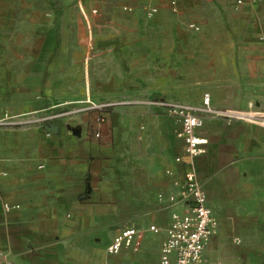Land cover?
Listing matches in <instances>:
<instances>
[{"label": "rangeland", "instance_id": "374dc122", "mask_svg": "<svg viewBox=\"0 0 264 264\" xmlns=\"http://www.w3.org/2000/svg\"><path fill=\"white\" fill-rule=\"evenodd\" d=\"M213 2L231 6L233 0H193V16L188 6L171 13L166 0H0V113L23 114L38 105L52 107L86 96L96 101L123 98L116 101L122 105L117 111L123 112L116 114L114 124L118 136L124 138L135 132L141 120L169 117L154 105L157 102H196L193 99L199 98L202 104L207 97L210 106L251 101L264 108V0L241 11H227L226 5ZM123 6L134 11H125ZM147 6L160 10L147 18ZM231 40L251 51L235 56L229 50ZM257 57L263 60L261 68ZM40 96L42 101L37 100ZM148 150L150 155L136 146L134 154L139 162H154L156 183L158 174L182 148L173 156L165 149L158 155ZM235 161L232 175L217 162L212 166L214 174L222 180L226 171L237 180L243 174L245 157L236 156ZM249 161L254 168L260 167L257 157ZM159 190L151 185L140 193L155 201ZM143 203L145 210L133 214L141 222L131 223L128 217L124 223H155ZM217 219L220 231L205 249L207 261L264 264L259 230L244 238ZM141 242L116 256L136 254ZM133 262L125 257L120 264Z\"/></svg>", "mask_w": 264, "mask_h": 264}, {"label": "crops", "instance_id": "0c3cea01", "mask_svg": "<svg viewBox=\"0 0 264 264\" xmlns=\"http://www.w3.org/2000/svg\"><path fill=\"white\" fill-rule=\"evenodd\" d=\"M261 2L239 8H235L234 0L231 6L219 2L212 5H226L227 11H241ZM166 3L173 13L168 0ZM185 6L190 8L193 16V0H178V11L173 14H178ZM156 8L157 15L160 9ZM190 41L193 44V34ZM229 50L235 56L251 51L233 40ZM257 61L258 68H261L262 58L257 57ZM37 100L42 101V97ZM121 100L123 98L96 101L86 96L61 106L51 107L45 103L26 112L58 111L75 104ZM193 101L196 102H182L200 105L199 98ZM120 107L122 105L119 104L92 109L59 119L50 127L53 130L37 126L0 128V259L16 264H120L127 257L134 260L133 264H159L160 246L171 214L181 213L184 208L182 204L171 205L167 200L169 196L178 195L179 188L174 182L183 179L186 169L184 144L176 136L178 124L165 116L141 120L142 124L138 123L139 129L136 125L134 133L124 138L118 136L114 117L123 112L117 111ZM212 107L264 111L251 101L240 106L212 103ZM48 130L50 136L46 135ZM196 134L206 140L204 153L195 159L197 177L206 192L207 206L218 222V231L206 248L219 234L221 223L217 216L222 226L228 224L244 238L255 236L259 230L261 234L257 238L261 239L258 242L264 243V128L205 116ZM136 146L146 150V155H150L148 149L157 155L160 149H165L170 156L176 155L179 147L182 151L158 174L160 178L154 183L153 178L157 174L154 162L143 159L139 162L134 154ZM236 156L245 157L243 174L237 180L228 175L236 164ZM177 157L183 161L176 162ZM251 157L260 161L259 168L252 166ZM214 162L228 167L226 171L229 173L225 171L222 180L213 172ZM167 171L171 175H167ZM139 182L145 190L151 185L159 187L155 201L140 193ZM158 194H162V200L158 199ZM4 203L18 205L19 208L6 213L2 209ZM142 203L148 210L149 219L155 223H124L129 218L131 223L141 222L133 214L145 210ZM150 226L159 231H149ZM123 227L146 230L137 253L116 256L124 250L131 251L123 249L118 254H109L107 247ZM204 259L207 264H214L205 256Z\"/></svg>", "mask_w": 264, "mask_h": 264}, {"label": "built area", "instance_id": "2783aa9c", "mask_svg": "<svg viewBox=\"0 0 264 264\" xmlns=\"http://www.w3.org/2000/svg\"><path fill=\"white\" fill-rule=\"evenodd\" d=\"M260 0H234L235 8L244 5H253ZM169 8L173 13L178 11V0H168ZM125 11H132L131 7H124ZM156 7L147 8L144 13L147 18H152L157 13ZM190 28L197 30L194 24ZM154 104V103H152ZM119 105V102L108 104L86 103L77 107L65 110L46 111V109L35 110L23 114H9L7 112L0 116V128L20 129L29 127L50 128L57 120L76 115L78 113L103 109ZM154 105L164 109L166 114L177 124L176 136L183 141L185 156L184 165L186 167L181 182L175 181L179 191L177 196L167 198L171 205L182 204L184 206L181 213L173 212L171 221L164 232V238L160 246L159 264H207L204 259V250L217 231L218 222L207 206V195L202 188L195 169V159L204 153L206 140L196 134V130L203 124L205 116L222 119L225 122L241 121L256 124L264 128V111L249 108L239 109H218L209 105L208 98L205 97L200 105H191L183 102H157ZM50 136V131H46ZM176 162H182L177 157ZM42 168V166H39ZM171 175L170 171L166 172ZM159 200L163 199L162 194L157 195ZM18 205L4 203L2 209L8 213L18 209ZM149 231L157 233L159 230L150 226ZM146 230L134 227H123L113 237L107 247L109 254H118L123 249H132L145 234ZM235 243H240L239 238H234ZM0 264H16L4 258L0 259ZM25 264V263H20Z\"/></svg>", "mask_w": 264, "mask_h": 264}, {"label": "water", "instance_id": "95a60500", "mask_svg": "<svg viewBox=\"0 0 264 264\" xmlns=\"http://www.w3.org/2000/svg\"><path fill=\"white\" fill-rule=\"evenodd\" d=\"M46 129H50V130H53V128H46Z\"/></svg>", "mask_w": 264, "mask_h": 264}]
</instances>
